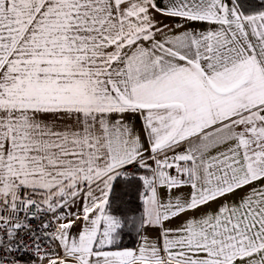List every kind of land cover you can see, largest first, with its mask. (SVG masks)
Returning <instances> with one entry per match:
<instances>
[{
  "label": "snow or ice",
  "instance_id": "obj_1",
  "mask_svg": "<svg viewBox=\"0 0 264 264\" xmlns=\"http://www.w3.org/2000/svg\"><path fill=\"white\" fill-rule=\"evenodd\" d=\"M0 264H264V0H0Z\"/></svg>",
  "mask_w": 264,
  "mask_h": 264
}]
</instances>
